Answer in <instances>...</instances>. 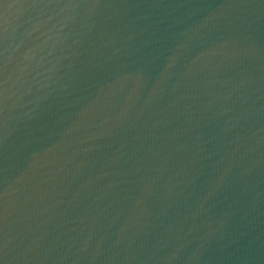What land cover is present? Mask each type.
<instances>
[{
    "label": "water",
    "instance_id": "95a60500",
    "mask_svg": "<svg viewBox=\"0 0 264 264\" xmlns=\"http://www.w3.org/2000/svg\"><path fill=\"white\" fill-rule=\"evenodd\" d=\"M0 264H264V0H0Z\"/></svg>",
    "mask_w": 264,
    "mask_h": 264
}]
</instances>
